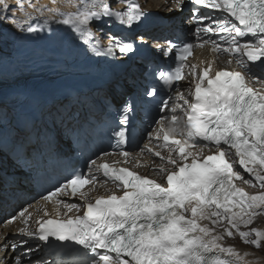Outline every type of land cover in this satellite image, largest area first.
I'll list each match as a JSON object with an SVG mask.
<instances>
[{"label": "snow or ice", "instance_id": "snow-or-ice-1", "mask_svg": "<svg viewBox=\"0 0 264 264\" xmlns=\"http://www.w3.org/2000/svg\"><path fill=\"white\" fill-rule=\"evenodd\" d=\"M120 2L113 0L114 4ZM188 2L194 5L195 35L200 43L183 44L177 52L179 63L158 75L166 86L191 77L190 87L186 93L177 87L168 99L159 102V111L164 115L155 121L157 127L137 154L147 153L153 158L152 170L163 183L128 167L114 166L121 161L109 164L92 160L88 175L74 174L42 197L54 205L51 213L45 209L42 216L34 218L24 209L5 221L11 224L19 218L25 225L11 234V241L8 235L4 237L0 247L5 258L9 249L15 251L36 239L49 247L54 241L69 242L60 244L63 249L81 246L84 251L80 258L69 264H243V257L233 246L221 243L225 235H234L233 230L244 243L261 247L264 230L240 228L251 225L264 212V192L250 195L235 181L258 183L264 188V91L250 83L259 81L264 85V0ZM176 4L182 8L184 0H176ZM17 10L22 11L23 5L14 6L7 0L0 4V29L8 27L6 21L20 27ZM59 15L65 17L63 24L91 38L90 22L106 17L131 26L144 13L137 3L129 2L126 10L113 11L105 0H94ZM27 31L35 29L29 26ZM201 34L208 38L203 39ZM206 45L211 46L212 53L226 56V64L234 62L243 71L214 68L216 61L212 60L204 62L206 66L199 71L192 64L190 72L185 73L193 48ZM175 47L169 44L164 55L173 53ZM117 49L121 54L131 53L133 44L112 36L106 47L101 48L97 41L92 50L113 55ZM157 94L154 87L145 90L146 96ZM130 111V105L122 109L124 114ZM127 123V116L122 115L120 130L113 133L118 143L125 139L123 126ZM54 135L47 134L50 145ZM157 149H167L166 155ZM205 149L209 154H204ZM109 155L104 153L105 157ZM118 155L124 158L123 164L141 163L128 151ZM157 157L159 163L155 162ZM241 168L249 174L248 179ZM101 175L105 184L110 182L122 194L111 191L92 199L82 191L98 182ZM78 193L80 203L54 199ZM33 219L34 229L28 227ZM201 221H210L212 227ZM217 225L223 226L222 232L216 231ZM32 251L29 245L26 252L14 257V264H21V256Z\"/></svg>", "mask_w": 264, "mask_h": 264}, {"label": "bare ground", "instance_id": "bare-ground-1", "mask_svg": "<svg viewBox=\"0 0 264 264\" xmlns=\"http://www.w3.org/2000/svg\"><path fill=\"white\" fill-rule=\"evenodd\" d=\"M4 2L5 0H1L0 4ZM93 2L94 0H7V3L14 6L22 4L23 10L16 11V18L19 21L20 27H13L14 21H6L5 23L8 24V27L0 29V80L17 75L23 68L25 60L32 55H42L47 50V47L45 49L42 45L43 39L44 41H51L57 50L59 48L58 41H62L65 44H80L89 40V37L81 36V34L75 32L71 25L63 24L61 21L65 17L60 16L59 13H71L76 11L78 7H81L82 4H92ZM105 2L110 7L116 5V8H121L127 0H121L119 4H114L113 0H105ZM146 7L152 8L153 6L148 4ZM37 8L40 10L38 11ZM105 19L104 17L96 21H103ZM45 21L48 22L45 23ZM29 26L33 27L35 31L28 32L27 28ZM88 27L93 33L91 38H99V35L96 33L97 26L93 22H90ZM226 67L233 69L231 65H227ZM109 88L112 89V87ZM7 97L8 94L4 96L5 99ZM8 127L9 117L0 123V130H8ZM68 128L70 129V127ZM9 233L5 228H0V244L3 243V235ZM2 256L5 258L4 250L2 251ZM6 261V264H12L10 255H7Z\"/></svg>", "mask_w": 264, "mask_h": 264}, {"label": "rangeland", "instance_id": "rangeland-1", "mask_svg": "<svg viewBox=\"0 0 264 264\" xmlns=\"http://www.w3.org/2000/svg\"><path fill=\"white\" fill-rule=\"evenodd\" d=\"M1 1V0H0ZM8 111L7 110V108L4 106V105H2V104H0V123L4 120V119H6L7 117H10V113H8V114H6V111ZM60 110H58V111H52L51 112V114L52 115H57V113L59 112Z\"/></svg>", "mask_w": 264, "mask_h": 264}, {"label": "clouds", "instance_id": "clouds-1", "mask_svg": "<svg viewBox=\"0 0 264 264\" xmlns=\"http://www.w3.org/2000/svg\"><path fill=\"white\" fill-rule=\"evenodd\" d=\"M254 252H256L257 253V255H258V258H257V256H254V259H256V260H262L263 262H264V252H257V251H254Z\"/></svg>", "mask_w": 264, "mask_h": 264}]
</instances>
